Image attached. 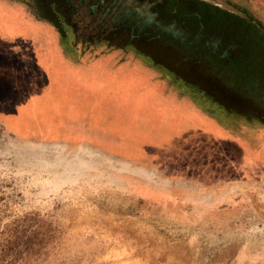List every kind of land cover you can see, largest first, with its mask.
<instances>
[{"label": "rangeland", "instance_id": "obj_1", "mask_svg": "<svg viewBox=\"0 0 264 264\" xmlns=\"http://www.w3.org/2000/svg\"><path fill=\"white\" fill-rule=\"evenodd\" d=\"M212 1L0 0V264H264V0Z\"/></svg>", "mask_w": 264, "mask_h": 264}, {"label": "trees", "instance_id": "obj_2", "mask_svg": "<svg viewBox=\"0 0 264 264\" xmlns=\"http://www.w3.org/2000/svg\"><path fill=\"white\" fill-rule=\"evenodd\" d=\"M227 77H230V75L228 76V74H226ZM234 86H237V85H234ZM238 87V86H237ZM6 101V99H5ZM8 102L3 103L1 102V104L3 103V105L5 106L4 109H6L7 111H10L12 113H15L16 111H18L17 107V102L16 100H14V98H10L7 100ZM24 103V102H23ZM23 103H20V104H23ZM32 107H35L36 105L35 104H31ZM50 113V110L47 112V114L49 115ZM116 113V112H115ZM117 113H116V116H114V113L111 114L108 112V109L106 112H103V114L100 113L99 115V119H100V122H101V126H105L106 124L109 125V124H114L115 122H117ZM123 114H120L119 115V118L122 116ZM123 120H120L119 123H123V122H130L131 120L133 119H130V116L127 113H125L123 115ZM129 118V119H128ZM143 119V118H142ZM148 121H151V116L148 118ZM180 121L177 120L174 121V120H165L163 121V123L161 124H158L157 122H151L152 124L146 122V121H140L139 123L138 122H134L132 121V123L130 124H126L128 126V133L130 132L132 135L136 134V133H141V135H146L148 134L149 135H157V140L160 141V139L162 137H164V135H170V139H175V137L173 136L175 134V132H177V123H179ZM100 129V128H99ZM190 130H194L198 133H201L203 135H206V129L205 130H199L198 128H189ZM178 134H182V133H185V132H177ZM176 136V135H175ZM219 136V134H218ZM171 141V140H170ZM215 141L218 142L217 144L219 146H227V144L233 146V145H236V144H240L241 145V142H237L236 140L232 141V142H228L227 138L225 137L224 139H218V137L215 138ZM231 143V144H230ZM246 147L244 148H241V146H234V148H236L237 150L241 151L242 153L246 154L247 158L249 160H254L256 158L257 155L256 152L257 149L254 150V148L252 149L251 146L249 145H245ZM263 146V145H262ZM215 152L219 151L220 149L218 148H214ZM227 152V151H225ZM262 155H264V146L263 148H261V150H259V156L262 157Z\"/></svg>", "mask_w": 264, "mask_h": 264}, {"label": "water", "instance_id": "obj_3", "mask_svg": "<svg viewBox=\"0 0 264 264\" xmlns=\"http://www.w3.org/2000/svg\"><path fill=\"white\" fill-rule=\"evenodd\" d=\"M209 2H211V3H213V4H215V5H217V6H219V7H221V8H224V9H228V10H230L229 8H232V7H228V5H226L225 3H224V6L222 5L223 3L222 2H219V1H212V0H208ZM231 11V10H230ZM232 12H234V10H233V8H232Z\"/></svg>", "mask_w": 264, "mask_h": 264}, {"label": "crops", "instance_id": "obj_4", "mask_svg": "<svg viewBox=\"0 0 264 264\" xmlns=\"http://www.w3.org/2000/svg\"><path fill=\"white\" fill-rule=\"evenodd\" d=\"M260 5V4H259ZM260 7V6H259ZM258 12H259V14H260V12L261 13H264V8L262 9V7L261 8H258V10H257ZM261 15V14H260ZM261 17H262V15H261Z\"/></svg>", "mask_w": 264, "mask_h": 264}]
</instances>
